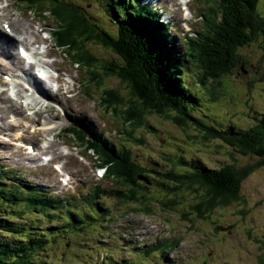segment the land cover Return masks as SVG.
<instances>
[{
    "label": "rangeland",
    "instance_id": "rangeland-1",
    "mask_svg": "<svg viewBox=\"0 0 264 264\" xmlns=\"http://www.w3.org/2000/svg\"><path fill=\"white\" fill-rule=\"evenodd\" d=\"M72 1L80 7L83 5L105 29L115 30L113 23L102 17L99 12L101 8L98 5L101 0ZM177 1L157 0V5L165 8L171 15V33L178 42L182 43L181 37L185 32H193L192 36H194L201 28V22L197 17L199 5L186 0L187 8L182 9ZM182 4L186 7V2ZM17 6L19 5L16 4V0H0V33L4 32L2 20L7 21L10 29L14 30H10L13 32L11 40L14 43L5 40L4 35L0 37L4 50L7 53L8 49L7 55L11 54L12 57H17L15 50L17 44L33 43V36L35 40L43 41V37L48 34L43 32L40 36V27L43 29L45 27L44 30H47L51 23L49 19L37 17L33 9L20 12L16 9ZM168 6L172 11L168 10ZM256 10L264 17V0H258ZM89 50L100 58L106 57L115 62L113 57L98 47ZM49 53L56 54L48 47L45 54ZM185 53L186 51L181 50L178 64L183 66L185 71L183 82L190 89L198 90L199 96L202 97L196 102L195 110L202 123L220 131L230 125L245 131L261 120L264 113V38L261 35L238 48L237 54L241 57L242 64L236 63L227 75L218 79L211 78L204 86L196 82L198 72L193 64L185 62ZM8 56L0 57V86H7L2 75L13 70L10 66L11 60L14 68L20 69L21 66L14 62H17V59ZM58 60L60 61L61 58L58 57ZM56 61L53 59L51 63L57 65ZM20 75L25 78L23 74ZM53 76L60 84L59 87L65 81L61 89L65 91L61 95L70 92L66 94L71 96L70 98L63 97L60 101L58 95H50L43 87L48 96L58 99L52 98L53 102H51L49 99L37 101L34 98L32 102L31 98L36 89L32 88V93L27 83H22L20 80L12 87V94L10 88L0 93V177L6 182L3 187L19 190L22 185L18 180L37 182L38 190L35 195L43 194L42 198L48 201V188H50L52 194L60 196H53L54 198L64 199L62 197L67 196L69 201L60 205L64 209L75 208L74 204H76L91 216L90 219L87 213L84 214L86 217H83V220H88L80 230L74 227L68 233L50 234L55 238L53 241L50 240L51 243L43 247V251L38 254L45 259L44 264H105V262L109 264H259L258 260L261 257L264 259V164L258 163L264 155L255 154L253 149L242 154L236 146L223 140L215 137L205 139L202 134L203 128L192 121H189L188 127L178 126L174 122L147 115L146 126L133 132V136L140 139L141 143L130 144L132 155H136L140 166L160 173H167L169 170L181 173L190 169L187 161L195 158L202 161L209 169H220L226 164L233 165L235 169L251 167L241 181L239 199L215 207L208 217L198 216V213L190 212L189 206L195 203V200L201 201L204 189L200 188L199 191L193 192L192 189L198 187L197 184L191 187L183 184L175 192L177 205L166 209L154 199L147 200L145 197L158 198L155 191L157 187L167 189L173 185L157 179L154 173H149V176H146L152 183L145 188L143 181H137L133 198L126 197L127 190L121 187V183L116 178H113L116 187L112 182V188H120L125 195L122 199H126L127 202L118 198L100 197L95 201L96 203L93 202L92 206L88 207L83 204V200H79V197L89 188L90 177L93 178L90 173V168L93 166L92 159L71 139L60 134L56 138L57 133L54 132L69 126V121L74 120L72 116L65 115L63 109L70 115L82 110V115L87 117L76 113V119L90 122L94 127L103 128L104 131L106 129L108 138L118 143L121 136L117 130L126 126H123L117 117L103 112V106L98 100L103 96L102 91L105 86L120 90L121 87L117 80L105 79L104 85L101 84L98 88L92 86L89 90L91 97H86L79 87L73 84L71 78L65 76L64 79V73L60 68ZM7 99L10 101L4 104ZM64 100L66 101L62 104V109L61 103ZM41 101L43 104L50 102L60 115L47 111L44 105L38 107L40 110L35 109V114L32 115L28 105L34 108ZM50 125L55 128L54 131L53 128L48 127ZM17 131L19 133H16ZM20 137L23 141L21 149L18 147L21 143ZM43 141H46V146L50 145L53 150L57 147L59 153L52 150L45 153ZM11 142H16L18 150L10 144ZM26 143L31 144L36 149V153L28 154L25 149ZM40 155L57 157L59 161L53 159L44 164ZM180 157L186 161L179 162ZM53 162H64L63 166H66V170L62 173L70 176L67 185L62 187L57 183L59 174L53 170ZM73 168L74 170H71ZM204 175L207 176V173L205 172ZM102 182L110 185L109 181ZM17 193L21 196L26 195L22 189ZM151 201L153 203L149 206L150 210L146 211L145 204ZM56 208L40 211L38 207L27 204L22 211H11V208H8L5 214L15 223L31 226L28 230L30 235L44 237L39 233L40 231L46 229L58 231L64 226L62 216L67 213L59 210L57 212ZM5 237L9 238L7 234ZM150 247L152 249L146 251Z\"/></svg>",
    "mask_w": 264,
    "mask_h": 264
},
{
    "label": "trees",
    "instance_id": "trees-1",
    "mask_svg": "<svg viewBox=\"0 0 264 264\" xmlns=\"http://www.w3.org/2000/svg\"><path fill=\"white\" fill-rule=\"evenodd\" d=\"M21 1L28 10L33 9L37 15L56 25L52 31L56 43L65 48L72 60L89 69L87 72L92 74V86L98 88L104 84L105 79H114L121 87L122 91L105 86L102 92L107 113L127 126L123 142L115 144L96 135L85 139V134L80 130L65 129L67 134L84 145L85 151L91 149L98 155L100 162L106 164V179L109 178L116 187L113 179L116 178L121 187L127 190L126 197L133 198L136 182H139L136 175L141 173L149 176V173H154L157 179L170 182L173 186L167 189L157 187L155 191L158 198H145L154 199L166 209L177 205L175 192L183 184L188 187L197 184L198 187L192 191L197 192L203 188L204 194H201V201L195 200L193 206L198 216L203 217H208L215 207L239 199L241 181L251 167L235 169L233 165L226 164L220 169H209L202 161L191 158L187 161L190 169L181 173L173 170L160 173L140 166L128 143H141L140 139L133 136V132L145 127L147 115H153L178 126L188 127L189 121H192L203 128L205 139L215 137L236 146L242 154L253 149L255 154L263 156L264 113L258 123L245 131L232 125L220 131L202 123L195 111L196 102L202 97L198 90L190 89L183 82L185 71L178 64L181 51L175 46V39L164 26L155 21L152 13L139 5V0L99 1L101 16L110 20L115 30L100 26L83 5L80 7L72 0ZM194 1L202 5L201 28L193 38L183 40L182 44L186 51L185 62L195 66L198 72L196 82L204 86L211 78L218 79L227 75L236 63L242 64L237 50L259 35L264 38V17L256 10L258 0ZM94 47L107 52L115 62L96 56L89 50ZM182 161L186 160L180 157L179 162ZM258 163L264 164V157ZM205 172L207 176L204 175ZM161 181L158 182L162 183ZM3 184L6 182L0 177V264H44L45 259L38 254L55 238L50 234L68 233L74 227L80 230L88 220H83L87 212L81 207L79 211L70 209L62 216V229L40 231L44 237L30 235L28 230L31 226L11 221L5 211L8 208L11 211H22L27 204L42 211L59 207L62 202L53 199V206L42 195H35L38 190L35 185H20L26 192L25 196H21L17 193L21 189H7ZM100 197L121 200L125 195L120 188L98 187L84 197L83 204L90 207ZM146 203V211H149L153 201ZM55 210L58 212L57 208ZM86 215L91 219L90 214ZM6 234L9 238L5 237ZM150 249L152 247L146 251ZM258 261L259 264H264L262 257Z\"/></svg>",
    "mask_w": 264,
    "mask_h": 264
},
{
    "label": "bare ground",
    "instance_id": "bare-ground-1",
    "mask_svg": "<svg viewBox=\"0 0 264 264\" xmlns=\"http://www.w3.org/2000/svg\"><path fill=\"white\" fill-rule=\"evenodd\" d=\"M79 2V1H78ZM77 2V3H78ZM90 3V2H89ZM83 4V3H82ZM87 12V11H86ZM89 16V15H88ZM101 26V25H100ZM10 30H12V31H14L12 28L10 29ZM177 30V29H176ZM178 31V30H177ZM0 35H4V39L5 40H7L8 42H10V43H13L14 41H12L11 39H13V37L12 36H9V35H6L4 32L1 34L0 33ZM2 38L0 37V57H4V56H7V57H9L8 55H7V53H6V51L4 50V46H3V42H2V40H1ZM2 55H4V56H2ZM12 61V60H11ZM15 63H19L20 65H21V60L20 59H17V62L16 61H14ZM8 68V67H7ZM12 71V70H11ZM25 75H30L29 73H25ZM34 87L36 88V91L38 92V94L41 96V97H48V93H46L47 91L46 90H44L43 89V87L42 86H37V81L36 80H34ZM35 100H37L36 98H35ZM38 101V100H37ZM66 111V110H65ZM66 113H68V111H66ZM35 114V113H34ZM69 114V113H68ZM82 116H85V117H87L86 115H82ZM16 133H19L18 131L16 132ZM15 134V133H14ZM18 137V136H17ZM19 138V137H18ZM20 145H22V143H20ZM19 145V146H20ZM27 145H29V144H27ZM26 145V146H27ZM32 152H34V149H33V147H32V151H31V153ZM60 168H61V166L60 165H58ZM34 185L36 186L37 185V182H34ZM52 190V189H51ZM49 194L51 195V193L49 192ZM43 195V194H42ZM42 197V196H41ZM55 200V198L51 195V196H48V201L47 202H49L51 205H53V206H55L53 203H51V200Z\"/></svg>",
    "mask_w": 264,
    "mask_h": 264
},
{
    "label": "water",
    "instance_id": "water-1",
    "mask_svg": "<svg viewBox=\"0 0 264 264\" xmlns=\"http://www.w3.org/2000/svg\"><path fill=\"white\" fill-rule=\"evenodd\" d=\"M137 179L138 180H141V181H144L146 184H150L151 183V181L147 177H145L144 175H142V174H138L137 175Z\"/></svg>",
    "mask_w": 264,
    "mask_h": 264
},
{
    "label": "flooded vegetation",
    "instance_id": "flooded-vegetation-1",
    "mask_svg": "<svg viewBox=\"0 0 264 264\" xmlns=\"http://www.w3.org/2000/svg\"><path fill=\"white\" fill-rule=\"evenodd\" d=\"M189 209H190V212L193 211V212L198 213L197 210L194 208L193 204H191V205L189 206ZM193 212H192V213H193Z\"/></svg>",
    "mask_w": 264,
    "mask_h": 264
}]
</instances>
